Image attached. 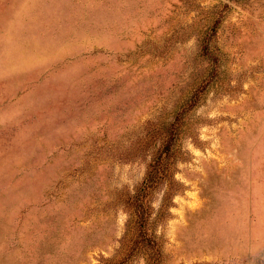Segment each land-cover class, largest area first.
Here are the masks:
<instances>
[{
  "label": "rangeland",
  "instance_id": "obj_1",
  "mask_svg": "<svg viewBox=\"0 0 264 264\" xmlns=\"http://www.w3.org/2000/svg\"><path fill=\"white\" fill-rule=\"evenodd\" d=\"M218 15L219 76L188 113L160 264H264V0H0V264L124 255L141 139L205 77Z\"/></svg>",
  "mask_w": 264,
  "mask_h": 264
},
{
  "label": "trees",
  "instance_id": "obj_2",
  "mask_svg": "<svg viewBox=\"0 0 264 264\" xmlns=\"http://www.w3.org/2000/svg\"><path fill=\"white\" fill-rule=\"evenodd\" d=\"M221 20L220 15L213 17L199 41L201 54L208 61L205 77L195 86L169 123L163 125L160 131L151 130L148 137L141 139L142 148L151 147L152 151L143 179L133 193L124 199L128 218L122 239L127 248L124 255L112 264H123L135 254L142 255L145 264H160L161 238L156 233L155 225L170 215L173 197L183 187L175 178V172L177 162L186 158L181 140L194 138L188 113L219 76L220 49L216 32ZM136 150L141 152L143 149ZM159 191L160 202L155 209L152 201L154 194Z\"/></svg>",
  "mask_w": 264,
  "mask_h": 264
}]
</instances>
